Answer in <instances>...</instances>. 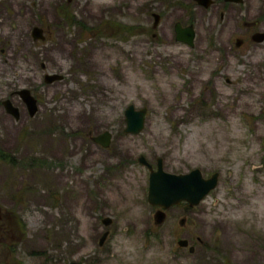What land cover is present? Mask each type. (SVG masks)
Listing matches in <instances>:
<instances>
[{
  "label": "rangeland",
  "instance_id": "374dc122",
  "mask_svg": "<svg viewBox=\"0 0 264 264\" xmlns=\"http://www.w3.org/2000/svg\"><path fill=\"white\" fill-rule=\"evenodd\" d=\"M218 10L0 0V233L18 240L0 264H264V60L225 54L238 18ZM176 21L192 25V45L175 41ZM128 105L147 108L135 134L123 132ZM104 132L109 146L91 140ZM138 155L219 178L200 204L156 223Z\"/></svg>",
  "mask_w": 264,
  "mask_h": 264
},
{
  "label": "water",
  "instance_id": "95a60500",
  "mask_svg": "<svg viewBox=\"0 0 264 264\" xmlns=\"http://www.w3.org/2000/svg\"><path fill=\"white\" fill-rule=\"evenodd\" d=\"M153 25H156L157 14ZM176 40L188 45H192L194 38V30L192 25L181 26L179 22L175 23ZM32 38L43 39L42 29L34 26L31 30ZM50 79V78H49ZM21 99L27 105L29 112H32L36 99L30 94L28 89H22L18 92ZM5 109L8 113H17L16 108L12 107L9 100L3 102ZM146 116V107L135 108L134 105H128L124 110V133H138L144 124ZM109 133L104 132L94 138L103 145H107ZM139 163L145 165L148 170V184H147V201L153 206L159 208H168L173 204H177L181 200H188L190 204L197 203L202 199L210 190H212L217 181V173H212L209 177L204 178L198 168H195L188 173H172L165 171L161 166V160L157 159L156 169H152L151 165L147 162L143 155L138 157ZM163 213L157 211L154 214L156 223L161 222ZM104 224H108V218L103 219ZM104 232L100 238V243L106 235ZM180 245H184L185 240L178 241Z\"/></svg>",
  "mask_w": 264,
  "mask_h": 264
},
{
  "label": "flooded vegetation",
  "instance_id": "af4514ba",
  "mask_svg": "<svg viewBox=\"0 0 264 264\" xmlns=\"http://www.w3.org/2000/svg\"><path fill=\"white\" fill-rule=\"evenodd\" d=\"M188 1L190 3L192 2L196 7L203 8V12H205L208 8H210V13H211L212 9L218 8L219 10L217 11V14H218V17L220 20H223V18L225 16V9L231 8L233 14L238 19H236L237 20L236 26L232 27V31H233L232 35L233 36L231 35L228 42H227L228 46L225 49V54L228 57L240 55L242 57V60H241L242 62L238 64L240 66H244L248 62L252 61L253 57L256 56L257 54H261V56H258V57H260V59L264 60V0H188ZM252 7H260L258 14L255 17L249 16ZM210 13H209V15H210ZM175 23H174V26H175ZM180 24L183 27L190 25V24H182V23H180ZM174 26H173V30H174V37L173 38L175 39V41H177ZM39 27L42 29V34H44L45 33L44 28L41 26H39ZM153 35L154 34H152V36ZM194 36H195V34H194ZM192 44H193V42H192ZM225 67H227V65L224 66L223 68H225ZM22 102L24 103V101H22ZM25 106L27 107L26 104H25ZM146 112H147V108H146ZM131 134H135V133H131ZM95 138H97V136ZM110 139H111V135H109L107 145H103L100 142L99 143L104 147L109 146V143H110L109 140ZM91 140H94V138H92ZM96 142H98V141H96ZM138 157H139V155H138ZM138 157H137V161H138ZM158 158L161 160V166L163 168L162 159L160 157H154V159H155L154 162L148 161L147 158H145V159L151 165L152 169H156V164H157ZM93 166L94 165H92L91 167H93ZM143 167H145V171H146L145 174L147 175V183H146V190H145V199L147 201V184H148L149 170L145 165H143ZM195 168H197V167H190L189 169H187L184 172H172V173H188L189 171H191ZM98 172H99V169L96 168V170H93V172L91 173V175L89 177H93L94 174L98 173ZM200 172H201V170H200ZM214 172H216V171H214ZM214 172H212V173H214ZM212 173H210L208 175H204L201 172V174L204 178L209 177ZM216 173H217V180H218L219 173L218 172H216ZM216 184H217V181H216ZM212 190H210V191H212ZM205 196L202 199H200L197 203H194V204H190L188 202V200H181L177 204H173V205H171L165 209L159 208L157 206H153V205L149 204L148 201H147V203H148V205H150L151 209L154 210L152 213L153 221H155L154 214L157 213V211H159V210L162 211V213H163L162 220H164L165 216L168 214L169 209H173L175 206H181L182 204L185 205L186 207H189V208L194 207V206L200 204L202 202V200L205 198ZM108 232H109V230H108ZM107 233H106V235H107ZM3 234L5 235L6 238H4V237L0 238V243L3 244V245L0 244V248L4 249V251L9 252L10 254H12V252L14 254V252L17 249L16 243L18 240L13 235L9 234L6 231H3ZM106 235H104V238L105 237L107 238ZM104 238H103V240H104ZM103 240H102V242H103ZM183 240H185V243H184V245L181 246L182 249H186L189 254H192L194 252L193 246L190 245L192 239L186 237V239H183ZM195 240H198L199 244L202 243V240L199 239V237L195 236ZM99 242H100V240H99Z\"/></svg>",
  "mask_w": 264,
  "mask_h": 264
},
{
  "label": "trees",
  "instance_id": "16d2710c",
  "mask_svg": "<svg viewBox=\"0 0 264 264\" xmlns=\"http://www.w3.org/2000/svg\"><path fill=\"white\" fill-rule=\"evenodd\" d=\"M118 29H120L122 31H125V32H129L130 31V27H127L124 24H122V25L118 24ZM13 222H14V220H13ZM2 223H4V221ZM0 235H2L4 238H6L3 233H0Z\"/></svg>",
  "mask_w": 264,
  "mask_h": 264
}]
</instances>
